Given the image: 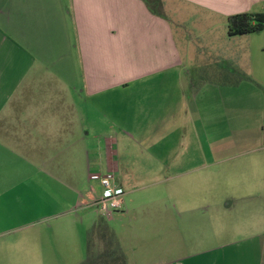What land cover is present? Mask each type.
Instances as JSON below:
<instances>
[{
  "label": "crops",
  "instance_id": "obj_1",
  "mask_svg": "<svg viewBox=\"0 0 264 264\" xmlns=\"http://www.w3.org/2000/svg\"><path fill=\"white\" fill-rule=\"evenodd\" d=\"M168 1L174 9L192 10H177V18L191 14L207 28L201 34L209 35L212 60L186 52L194 40L140 0H0V261L9 257L10 244L18 249L23 243L17 234L8 239L24 228L9 195L16 192L19 200L20 188L36 174L73 178L74 165L86 179L111 173L123 191L115 212L128 217L136 207L124 195L133 184L160 186L195 172V164L217 158L218 146H236L233 132L246 136L250 112L264 141V30L238 36L227 28L233 15L264 16V0ZM249 39L259 44L263 60L254 65L257 73L246 75L237 62L248 60L239 43ZM192 62H224L228 69L197 66L201 74H192L186 67ZM89 134L100 150L91 160ZM218 134L227 137L218 140ZM93 183L91 197L78 194L80 202L66 212L93 208L101 195ZM231 205L219 208L231 213ZM259 222L229 227L232 237L220 250L211 246L217 243L215 223L204 225L200 250L177 264H264Z\"/></svg>",
  "mask_w": 264,
  "mask_h": 264
},
{
  "label": "rangeland",
  "instance_id": "obj_2",
  "mask_svg": "<svg viewBox=\"0 0 264 264\" xmlns=\"http://www.w3.org/2000/svg\"><path fill=\"white\" fill-rule=\"evenodd\" d=\"M161 1L162 11L174 23V27L176 26V30L173 27L176 33L183 34L187 40H194L195 44L191 43L186 52L195 54L198 58L200 56L212 60L209 58L211 49L207 46L209 35L201 34L207 28L199 27L191 14L177 18V10H192L177 9L176 6L174 9L168 0ZM206 26L204 24V27ZM197 37H200L201 44ZM248 38L255 40L256 35ZM250 39L239 43V48L247 49L248 60L237 62L246 75L253 74V71L257 73L260 69L254 65L258 58L261 62L263 60L257 48L259 44ZM212 53L211 56L214 57V52ZM192 63L186 67L190 71L193 70L192 74L198 75L201 74L195 70L198 67L204 70L210 65H225L224 62ZM223 69L227 70L228 67L224 66ZM245 74L242 75L244 78ZM259 76L262 77L260 73ZM255 106V102L248 100V108L255 109ZM252 114L250 112L246 136L240 138L238 135L244 132H233L231 141L236 146H218L217 158L195 164L199 165L195 172L184 174L178 179H168L160 183V186L146 187L144 181L135 186L133 184L135 190L125 194L124 199L129 197V205L136 207V210L128 217H125L124 213L114 212L106 219L115 239L124 249L126 263H180L178 260L181 257L200 250L197 241L201 235L207 234L203 226L208 223H215L217 243L211 246L216 245L217 250L224 246L226 238L232 237L227 231L229 227L237 228L247 224L252 228L258 221L264 224V141L263 132L259 128L256 129L251 121L252 118L255 119V113ZM226 137L227 135L218 134L216 139ZM73 149L74 152L77 151V148ZM87 149L90 160L91 157L97 156L99 148L96 147L92 134H89ZM88 165L91 167L93 163ZM91 186L96 188L93 182L86 179L85 171L74 165L73 178L56 179L41 172L23 184L19 191V200L15 199L16 192L11 193L9 203L18 209L22 218L19 223L24 224V228L19 233L9 235L8 239L11 242L17 234L23 238V243L18 249L12 248L10 244L9 257L1 260L0 264H81L86 256V235L97 219V210L90 208L66 212L65 209L71 207L76 199L79 200L78 194L86 198L91 197ZM165 189L168 194L164 192ZM161 190L164 194H161ZM87 202L86 200L85 205ZM228 202L234 206L231 213L225 212V207L219 208V205ZM156 204L163 206L162 211L157 210ZM143 205H150L151 208ZM9 222L11 225V217ZM261 228L264 229V225L259 227ZM252 230L254 229L249 231ZM12 254H18V258Z\"/></svg>",
  "mask_w": 264,
  "mask_h": 264
},
{
  "label": "trees",
  "instance_id": "obj_3",
  "mask_svg": "<svg viewBox=\"0 0 264 264\" xmlns=\"http://www.w3.org/2000/svg\"><path fill=\"white\" fill-rule=\"evenodd\" d=\"M140 1L152 15L164 18L161 0ZM227 28L229 35L259 34L264 30V16L251 13L233 15L227 18ZM85 252V260L81 264H126L124 252L101 215L97 216L86 235Z\"/></svg>",
  "mask_w": 264,
  "mask_h": 264
},
{
  "label": "built area",
  "instance_id": "obj_4",
  "mask_svg": "<svg viewBox=\"0 0 264 264\" xmlns=\"http://www.w3.org/2000/svg\"><path fill=\"white\" fill-rule=\"evenodd\" d=\"M89 180L97 182L101 188V195L93 203L92 207L105 219L121 207L120 198L123 195L122 189L116 185L114 176L107 174H89Z\"/></svg>",
  "mask_w": 264,
  "mask_h": 264
}]
</instances>
